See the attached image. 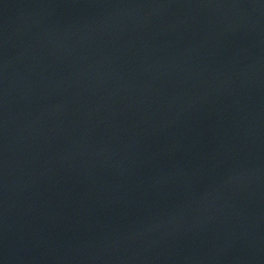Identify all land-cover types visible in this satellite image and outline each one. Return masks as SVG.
<instances>
[{
    "label": "water",
    "instance_id": "obj_1",
    "mask_svg": "<svg viewBox=\"0 0 264 264\" xmlns=\"http://www.w3.org/2000/svg\"><path fill=\"white\" fill-rule=\"evenodd\" d=\"M0 264H264V0H0Z\"/></svg>",
    "mask_w": 264,
    "mask_h": 264
}]
</instances>
